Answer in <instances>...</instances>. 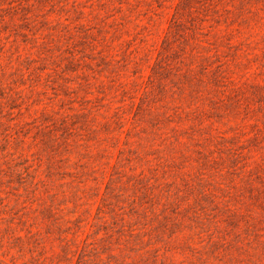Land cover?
<instances>
[{"label":"rangeland","instance_id":"obj_1","mask_svg":"<svg viewBox=\"0 0 264 264\" xmlns=\"http://www.w3.org/2000/svg\"><path fill=\"white\" fill-rule=\"evenodd\" d=\"M0 264H264V0H0Z\"/></svg>","mask_w":264,"mask_h":264}]
</instances>
